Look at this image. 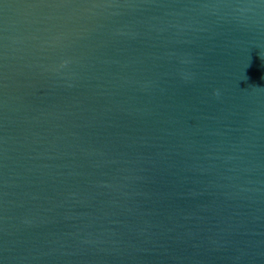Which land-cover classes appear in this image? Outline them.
Instances as JSON below:
<instances>
[{"label": "water", "instance_id": "obj_1", "mask_svg": "<svg viewBox=\"0 0 264 264\" xmlns=\"http://www.w3.org/2000/svg\"><path fill=\"white\" fill-rule=\"evenodd\" d=\"M0 264H264V0H0Z\"/></svg>", "mask_w": 264, "mask_h": 264}]
</instances>
